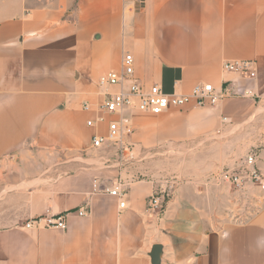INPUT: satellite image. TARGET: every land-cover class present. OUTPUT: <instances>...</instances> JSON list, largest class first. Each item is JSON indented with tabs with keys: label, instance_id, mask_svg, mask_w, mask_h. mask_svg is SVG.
<instances>
[{
	"label": "crops",
	"instance_id": "obj_1",
	"mask_svg": "<svg viewBox=\"0 0 264 264\" xmlns=\"http://www.w3.org/2000/svg\"><path fill=\"white\" fill-rule=\"evenodd\" d=\"M126 52L146 86L187 93L210 82L256 96L133 110L138 157L119 162L113 150L92 147L108 121L89 126L98 113L83 105L102 99L99 77L119 70ZM231 59L255 60L256 77L223 70ZM263 97L264 0H0V166L27 186L2 204L12 209L16 199L20 210L0 226V264H154L155 244L159 264H264V207L225 224L215 177L167 178L147 160L214 135L223 116H249ZM119 179L124 208L104 190ZM162 185L173 193L156 214L148 200ZM54 213H67L66 230L26 226Z\"/></svg>",
	"mask_w": 264,
	"mask_h": 264
},
{
	"label": "built area",
	"instance_id": "obj_2",
	"mask_svg": "<svg viewBox=\"0 0 264 264\" xmlns=\"http://www.w3.org/2000/svg\"><path fill=\"white\" fill-rule=\"evenodd\" d=\"M145 1L141 0V2ZM134 61V56L126 52L122 57L119 70L108 71L99 77L98 84L101 88L102 99L96 105L89 102L83 105L85 111L93 110L98 113L95 119L87 121L89 126L108 121L107 134H95L92 137V147L113 150L112 154L109 151L107 153L117 158L119 162L138 157V146L130 140V136L134 133L133 119L130 115L133 110L161 114L170 107L182 108L188 105L217 108L225 98L256 96L255 91L251 88L239 92L228 84L216 88L210 82H199L187 93H169L159 83L146 86L140 82L135 77ZM222 68L225 71L236 72L245 78H254L257 75L255 60H225ZM115 86L117 89H114ZM109 116L114 117L109 118ZM228 121V117L223 116V122ZM219 132L220 130L216 133ZM215 179L219 184H223L229 189L233 188L238 192H245L253 185L264 190V172L258 164L256 153L249 154L237 168L222 170L215 176ZM94 190H97V180L94 183ZM104 190L119 199L120 208L126 206L127 190L121 179L114 187H105ZM172 193V186L162 185L149 198L148 210L156 214L161 213L165 208V202L172 196ZM84 213V210L79 211L80 215H84ZM66 215L67 213H54L38 216L28 221L26 226L31 227L37 223L46 227L66 230Z\"/></svg>",
	"mask_w": 264,
	"mask_h": 264
},
{
	"label": "rangeland",
	"instance_id": "obj_3",
	"mask_svg": "<svg viewBox=\"0 0 264 264\" xmlns=\"http://www.w3.org/2000/svg\"><path fill=\"white\" fill-rule=\"evenodd\" d=\"M184 150L172 151L162 156L147 159L156 161L160 171L181 176L184 181L194 179L211 181L220 169L237 168L251 153L258 156V164L264 172V97L254 111L241 120L228 121L219 133L200 140ZM17 170L0 166V226L10 224V220L20 209L2 207L7 198L18 197L19 191L27 189L15 183ZM172 174V175H171ZM219 200L215 207L218 218L225 224L246 220L256 210L264 207V190L253 185L245 192H238L219 184ZM18 190V188H20ZM205 187V186H204ZM9 211V212H8Z\"/></svg>",
	"mask_w": 264,
	"mask_h": 264
},
{
	"label": "water",
	"instance_id": "obj_4",
	"mask_svg": "<svg viewBox=\"0 0 264 264\" xmlns=\"http://www.w3.org/2000/svg\"><path fill=\"white\" fill-rule=\"evenodd\" d=\"M161 250H162V247L160 244H155L153 246L151 256L153 258L154 264L160 263Z\"/></svg>",
	"mask_w": 264,
	"mask_h": 264
}]
</instances>
